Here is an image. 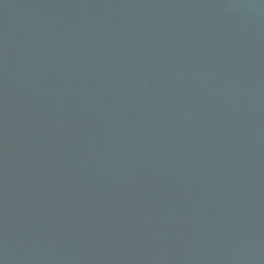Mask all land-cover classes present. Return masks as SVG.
Masks as SVG:
<instances>
[{
    "label": "water",
    "instance_id": "water-1",
    "mask_svg": "<svg viewBox=\"0 0 264 264\" xmlns=\"http://www.w3.org/2000/svg\"><path fill=\"white\" fill-rule=\"evenodd\" d=\"M0 264H264V0H0Z\"/></svg>",
    "mask_w": 264,
    "mask_h": 264
}]
</instances>
